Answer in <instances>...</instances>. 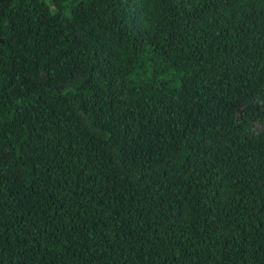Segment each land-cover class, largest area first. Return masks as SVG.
<instances>
[{"label": "trees", "instance_id": "trees-1", "mask_svg": "<svg viewBox=\"0 0 264 264\" xmlns=\"http://www.w3.org/2000/svg\"><path fill=\"white\" fill-rule=\"evenodd\" d=\"M0 264H264V0H0Z\"/></svg>", "mask_w": 264, "mask_h": 264}]
</instances>
